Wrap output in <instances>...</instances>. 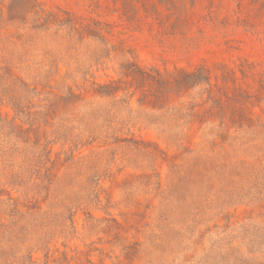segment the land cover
<instances>
[{
  "label": "rangeland",
  "instance_id": "374dc122",
  "mask_svg": "<svg viewBox=\"0 0 264 264\" xmlns=\"http://www.w3.org/2000/svg\"><path fill=\"white\" fill-rule=\"evenodd\" d=\"M0 264H264V0H0Z\"/></svg>",
  "mask_w": 264,
  "mask_h": 264
},
{
  "label": "trees",
  "instance_id": "16d2710c",
  "mask_svg": "<svg viewBox=\"0 0 264 264\" xmlns=\"http://www.w3.org/2000/svg\"><path fill=\"white\" fill-rule=\"evenodd\" d=\"M130 71L132 75L138 77L139 87L145 89V87L149 85L156 97L165 96L167 93H171L174 88L191 89L201 84L210 85V76L204 68H198L192 72H177L176 75L168 78H163L158 72L157 75H155L136 66H132ZM119 90H124V87L114 82L100 86L98 93L104 96H112L118 93ZM144 95L147 94L144 93ZM208 95V98L213 104L220 105L219 107L223 108L221 103H218L216 96L212 94L211 90H208Z\"/></svg>",
  "mask_w": 264,
  "mask_h": 264
}]
</instances>
